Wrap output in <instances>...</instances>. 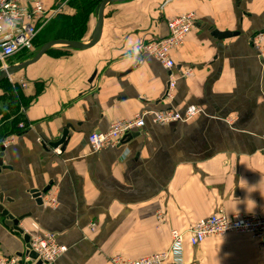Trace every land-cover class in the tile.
<instances>
[{"label": "crops", "instance_id": "obj_1", "mask_svg": "<svg viewBox=\"0 0 264 264\" xmlns=\"http://www.w3.org/2000/svg\"><path fill=\"white\" fill-rule=\"evenodd\" d=\"M190 12L196 26L171 53L174 69L138 52L166 36L169 19ZM104 13L92 48L58 47L9 78L20 95L0 108V148L11 140L3 147L1 206L23 232L34 221L57 235L67 251L55 264L145 257L166 251L172 230L212 214L263 215L264 61L251 40L264 31V0H131ZM87 24L76 40H90L96 19ZM214 32L237 34L220 40ZM170 76L175 91L166 98ZM190 107L199 113L188 122H151L154 112ZM140 112V132L90 150V135ZM63 132L65 144L51 148ZM31 191L55 192L56 207L37 205ZM23 247L0 217V256ZM184 263L264 264V250L243 235L209 237L185 245Z\"/></svg>", "mask_w": 264, "mask_h": 264}, {"label": "built area", "instance_id": "obj_2", "mask_svg": "<svg viewBox=\"0 0 264 264\" xmlns=\"http://www.w3.org/2000/svg\"><path fill=\"white\" fill-rule=\"evenodd\" d=\"M54 15L52 0H0V70L6 69L11 60L29 59L36 53L35 43L44 25ZM196 26L195 14L185 13L166 22L165 37L141 43L138 52L155 60L163 69L175 68L171 53L183 45L184 39ZM251 45L256 57L264 61V31L252 37ZM190 69L184 74L189 75ZM19 85L24 87V82ZM175 91L174 79L170 76L165 97L172 98ZM199 113L196 107L188 108L183 114L175 110H165L151 114V122L165 126L180 121L188 122ZM145 112L133 115L130 119L112 122L105 132L90 135L88 145L91 151L97 152L108 147H117L120 142L133 132H140L145 126ZM23 129V125H19ZM10 138L3 144L10 143ZM42 205L56 207L55 192L40 194ZM158 221L165 222V216L158 214ZM18 227H21L19 223ZM90 227V226H89ZM31 250L42 264H55L58 258L66 253L67 248L58 242L56 234L42 232L36 222L29 224ZM92 230V226L90 227ZM243 235L254 241L264 250V214L228 216L223 212L212 214L197 221L185 232L172 230L170 244L166 251L136 259L121 257L110 258L111 264H185L184 247H197L209 237ZM26 258L17 256H0V264H19Z\"/></svg>", "mask_w": 264, "mask_h": 264}, {"label": "water", "instance_id": "obj_3", "mask_svg": "<svg viewBox=\"0 0 264 264\" xmlns=\"http://www.w3.org/2000/svg\"><path fill=\"white\" fill-rule=\"evenodd\" d=\"M131 0H101L95 9L96 13V24L94 28V32L92 34V37L89 41H78L74 39H58V40H50L46 43H44L38 51L29 59H26L22 62L15 63L12 65H9L6 69L3 71H0V83L3 82L6 79H9L16 73L26 69L29 65L37 62L40 58H42L47 52L56 49L58 47L66 46L70 49L74 50H87L92 48L94 45H96L102 35L103 27H104V18H105V9L113 4L120 3V2H127ZM237 33H218L214 32L213 36L220 39H228L231 37L236 36ZM66 132V131H65ZM63 132L62 137L60 141L55 145H50L51 148H58L65 144V139L67 133ZM134 137V136H131ZM126 138V137H125ZM123 141V140H122ZM2 158H3V147L0 148V168H3L2 164ZM30 194H33L32 197L35 199L37 205H41L42 201L40 199V194L36 191H31ZM0 202H1V196H0ZM0 217L5 220V226H7L10 229L19 231L20 235L22 236L23 241V251L16 255L19 258H26V261H19V264H42L39 260H37V255L31 250L30 247V239L27 234L23 232L22 229L18 227L19 221L16 220L11 214H9L0 204Z\"/></svg>", "mask_w": 264, "mask_h": 264}, {"label": "rangeland", "instance_id": "obj_4", "mask_svg": "<svg viewBox=\"0 0 264 264\" xmlns=\"http://www.w3.org/2000/svg\"><path fill=\"white\" fill-rule=\"evenodd\" d=\"M75 1H77V3ZM95 2L96 0H94L93 2L89 4L90 9H89L88 19L89 18L93 20L96 19L95 9L97 5H95ZM52 6L54 10V15L49 21H47L42 31L39 33V36L35 43V47L37 51L43 45L46 38H47L46 41L51 38H55L53 36L54 32L51 31L50 26L53 25L56 21H59V23H66L67 19L70 16L74 15L75 10L80 7V0H52ZM88 32H89L88 24L84 25L79 31H77L78 36L82 38H85ZM32 56H34V54ZM32 56H30L29 58H31ZM19 60L21 59L18 58V59L11 60L10 64H12L13 62L19 61ZM0 92L2 93V96L0 99V103L2 104V106L0 108L3 109L6 105H8L6 98L9 97L12 103L13 98H17L20 95V88L19 86L15 85L10 79H6L4 80V82L0 83Z\"/></svg>", "mask_w": 264, "mask_h": 264}, {"label": "trees", "instance_id": "obj_5", "mask_svg": "<svg viewBox=\"0 0 264 264\" xmlns=\"http://www.w3.org/2000/svg\"><path fill=\"white\" fill-rule=\"evenodd\" d=\"M94 0H80V7L75 10V14L70 16L67 19L66 23H59L56 21L53 25H51V31L54 32L53 36L55 38H51L45 42L50 40H58V39H81L82 37L78 36L77 31H79L84 25L87 24L88 15H89V4ZM101 0H96L95 5H97ZM77 3V1H75ZM37 41V40H36ZM43 43V44H44ZM4 82V81H3ZM2 83V82H1ZM13 121L12 124H14ZM17 123V122H16ZM12 133L18 134L17 131L12 129Z\"/></svg>", "mask_w": 264, "mask_h": 264}]
</instances>
